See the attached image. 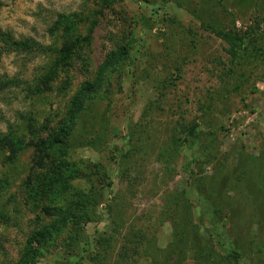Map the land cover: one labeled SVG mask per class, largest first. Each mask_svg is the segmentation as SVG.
<instances>
[{"label": "rangeland", "instance_id": "obj_1", "mask_svg": "<svg viewBox=\"0 0 264 264\" xmlns=\"http://www.w3.org/2000/svg\"><path fill=\"white\" fill-rule=\"evenodd\" d=\"M0 31L42 48L0 44V264H264V0H0Z\"/></svg>", "mask_w": 264, "mask_h": 264}, {"label": "trees", "instance_id": "obj_2", "mask_svg": "<svg viewBox=\"0 0 264 264\" xmlns=\"http://www.w3.org/2000/svg\"><path fill=\"white\" fill-rule=\"evenodd\" d=\"M219 35V34H218ZM222 36V35H221ZM0 44L9 51L23 52V51H41L42 48L35 41L32 40H13L6 33L0 31ZM12 81L0 78V91L8 87Z\"/></svg>", "mask_w": 264, "mask_h": 264}]
</instances>
